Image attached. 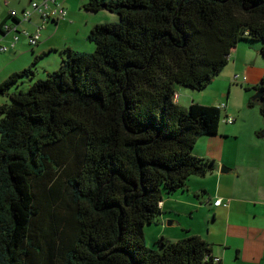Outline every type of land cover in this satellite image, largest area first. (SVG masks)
<instances>
[{
	"label": "trees",
	"instance_id": "16d2710c",
	"mask_svg": "<svg viewBox=\"0 0 264 264\" xmlns=\"http://www.w3.org/2000/svg\"><path fill=\"white\" fill-rule=\"evenodd\" d=\"M84 9L119 16L92 29L93 53L63 51L26 92L11 90L35 79L38 58L0 85V264H222L199 237L149 247L145 230L165 198L216 169L194 149L222 111L181 107L177 87L207 89L241 42L264 58V0ZM254 90L264 97V77Z\"/></svg>",
	"mask_w": 264,
	"mask_h": 264
},
{
	"label": "crops",
	"instance_id": "0c3cea01",
	"mask_svg": "<svg viewBox=\"0 0 264 264\" xmlns=\"http://www.w3.org/2000/svg\"><path fill=\"white\" fill-rule=\"evenodd\" d=\"M18 0L0 4V21L17 24L20 33L0 35L5 46L11 45L16 34L19 41L8 53H0V85L11 75L29 68L38 58L46 64L45 73L55 70L62 62L63 51L93 53L89 35L97 25L116 23L108 11L89 12L84 7L92 0H56L67 11L66 20L44 22L36 13L31 22H21V15L31 10V2ZM101 1V0H100ZM12 9L9 10V7ZM14 9V10H13ZM16 10V11H15ZM16 12L18 20L10 15ZM44 27L35 48L24 34L33 35ZM259 43L241 42L232 51L223 72L204 90L199 98L185 95L192 104L217 107L226 104L229 110L244 103L254 109L249 119L239 120L224 132L226 140L201 138L194 155L215 162L216 169L206 177H191L186 186L161 204L162 214L155 224L146 227L152 245L158 240L178 242L196 236L209 244L213 256L222 264H264V124L258 107H249L247 98L258 91L264 77V58ZM179 95L178 104L181 105ZM249 100V99H248ZM221 104V105H220ZM222 120V119H221ZM220 134V131L216 136ZM228 173H222V168ZM222 200L227 207H215Z\"/></svg>",
	"mask_w": 264,
	"mask_h": 264
},
{
	"label": "built area",
	"instance_id": "2783aa9c",
	"mask_svg": "<svg viewBox=\"0 0 264 264\" xmlns=\"http://www.w3.org/2000/svg\"><path fill=\"white\" fill-rule=\"evenodd\" d=\"M30 5H31V10L25 11L22 13L21 22H26V23L31 22V19L34 13L38 14L45 23L50 22V21H56V20H66L67 18V14H68L67 11L65 10V8H63L62 5L58 4L56 0H41L39 2H31ZM10 17L15 21H19L18 15L16 12H12ZM43 29H44L43 26L37 27V31L33 35H29L27 32H24V34L29 38V43L32 48H35L38 45L40 41L41 31ZM0 32L5 35H8L10 33H20L18 31L17 24L12 23L10 25L6 22H1V21H0ZM18 41H19V36L18 34H16L14 37L13 43H11V45L9 46H5L3 44L2 36L0 35V53L1 54L8 53L11 49H13L16 46ZM175 100L176 101L179 100L178 95H176ZM219 109L221 111L222 110L225 111L227 110V105L223 104L219 107ZM235 122L236 120L230 117L226 118L225 120V123L230 124V125L234 124ZM214 206L215 207H220V206L227 207L228 204H225L224 202H222V200H218L214 203Z\"/></svg>",
	"mask_w": 264,
	"mask_h": 264
},
{
	"label": "rangeland",
	"instance_id": "374dc122",
	"mask_svg": "<svg viewBox=\"0 0 264 264\" xmlns=\"http://www.w3.org/2000/svg\"><path fill=\"white\" fill-rule=\"evenodd\" d=\"M11 1H14V0H0V4L2 6H5L6 3H11ZM15 1H18V0H15ZM35 1H38V0H35ZM10 9H12V6L9 7V10ZM114 16L116 18H118L117 22H116V23H118L119 22V16L118 15H114ZM111 24H113V23H111ZM60 66H61V64L59 66H57L55 68V70H52L50 73H53L54 71H57L60 68ZM45 67H46V64L43 61L38 62V64H36V67H35V72H36L35 79L34 80H32L31 78L23 79V81L20 83V85L18 87L15 86L11 90V92H13V93H18L19 91L26 92L27 90H29V88L36 81L46 79L47 78V73H45ZM205 92L204 91L197 92V91H192V90H189V89H186V88H182V87H179V86L177 87V93L180 94V95H183V96H181V98H182L181 99V105H183L182 107L185 108V109H189L190 106L192 105V102H191L192 100L186 98L185 95H193V97L199 98L203 94H206ZM254 97H255V95L251 96L250 98H247L246 101H249V103H250V101L254 100L253 99ZM5 103H10V102H9V100L7 98H2L1 99V104H5ZM234 104H235V109L229 110V113L232 115L231 118L235 119V117L233 116V114H235L239 120L241 119V120L244 121V119H246V118L248 120L249 119V117H248L249 114H252L251 112L254 109L245 108L244 103H240L239 102L238 105H236V103H234ZM262 105H263L262 103L257 102V107H258L259 110H261ZM226 118H227L226 111L222 110V120H221V124H220V129H219L220 134L218 136H214L213 139L214 138H219L220 140H226L225 135L223 133L228 131L229 128H230V126H227L225 124ZM262 120H263V124H264V117L262 118ZM154 231H155V229H153L152 231H148L147 235H145L146 243L148 244L149 247H152V240H151L150 234L152 232H154Z\"/></svg>",
	"mask_w": 264,
	"mask_h": 264
},
{
	"label": "water",
	"instance_id": "95a60500",
	"mask_svg": "<svg viewBox=\"0 0 264 264\" xmlns=\"http://www.w3.org/2000/svg\"><path fill=\"white\" fill-rule=\"evenodd\" d=\"M253 99H254V101H259L264 106V97H263V93L262 92H257ZM263 136H264V132H263ZM228 171L229 170L227 168H224V167L222 168V173L226 174V173H228Z\"/></svg>",
	"mask_w": 264,
	"mask_h": 264
}]
</instances>
